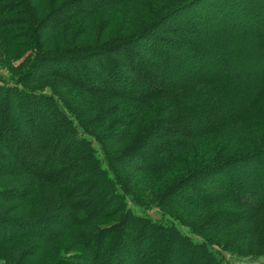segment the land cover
I'll return each instance as SVG.
<instances>
[{
    "label": "trees",
    "instance_id": "16d2710c",
    "mask_svg": "<svg viewBox=\"0 0 264 264\" xmlns=\"http://www.w3.org/2000/svg\"><path fill=\"white\" fill-rule=\"evenodd\" d=\"M0 66V264H264V0H0Z\"/></svg>",
    "mask_w": 264,
    "mask_h": 264
},
{
    "label": "rangeland",
    "instance_id": "374dc122",
    "mask_svg": "<svg viewBox=\"0 0 264 264\" xmlns=\"http://www.w3.org/2000/svg\"><path fill=\"white\" fill-rule=\"evenodd\" d=\"M22 42H25L24 40H22ZM20 57L18 58V59H13V58H10L11 60H10V62L8 63V65L9 66H11L12 68L14 67L16 70H18L20 67H21V65L23 64V60H24V58H25V56H28V55H30V52H28V51H24V50H22L21 52H20ZM6 65V64H5ZM10 73V71H9V69L8 68H6V67H4V66H0V75H3L4 77L5 76H8V73ZM13 74H17V71H15V73H13ZM16 76V75H15ZM52 83V85L51 84H47V85H43V86H41V88L43 89V91H45V92H49V88H57V86L55 85L54 86V82H51ZM36 89H40L39 87H36ZM60 94H63V93H61L60 92ZM261 116L262 117H264V112L261 114ZM115 128V127H114ZM119 128V127H118ZM120 129V128H119ZM113 130V129H112ZM163 182H166V181H163ZM164 183H159V184H157L156 186H157V188L159 187V188H161L162 186H164L163 185ZM183 210H185V209H183ZM183 210H181L180 211V213H183L182 211ZM186 212V211H185ZM54 213L53 212H50L49 214H48V216H52ZM149 214L150 215H152V216H154V217H156V214L154 213V211H149ZM183 214H185V213H183ZM187 214V213H186ZM186 214H185V217H186ZM50 225H52V227H53V229L52 230H54L55 228H56V226L54 225V224H50ZM54 225V226H53ZM51 227V226H50ZM0 233H2V234H5V230L3 229V228H1L0 227ZM229 250H232V249H230L229 248ZM246 258L247 257H245V258H243V259H239V260H241V263H246L245 262V260H246ZM233 260H237V259H234V258H232ZM264 262V261H263Z\"/></svg>",
    "mask_w": 264,
    "mask_h": 264
}]
</instances>
